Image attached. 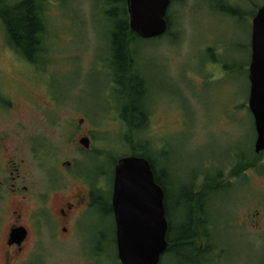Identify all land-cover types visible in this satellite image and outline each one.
Here are the masks:
<instances>
[{
    "label": "rangeland",
    "instance_id": "1",
    "mask_svg": "<svg viewBox=\"0 0 264 264\" xmlns=\"http://www.w3.org/2000/svg\"><path fill=\"white\" fill-rule=\"evenodd\" d=\"M261 6L264 0L170 4V38L145 40L134 48L136 69L150 86L148 123L135 132L140 144L126 140L127 125L108 81L114 22L102 12L101 0H45L44 52L33 63L10 47L0 21V144L7 149H0V171L11 155L24 160V172L38 175L43 171L32 158L46 154L42 166L48 172L87 174L99 178V189L109 192L115 162L132 146L146 147L169 184L175 235H187L183 227L190 187L201 183L195 173L208 166L206 174L213 177L241 157H253L256 133L248 109V77L252 19ZM84 130L92 137L91 153L77 148ZM258 161L253 162L257 175L249 172L253 177L246 185L237 175L205 203L204 218L211 222L214 240L211 261L219 246L226 250V264L264 261V241L250 227L251 219L248 228L236 227L246 215H264V160ZM230 175L232 171L224 181ZM221 221L228 223L223 233ZM81 228L85 233L79 241L53 246L47 264H120L115 232L102 210L92 209ZM179 252L164 254L162 264H188L179 256L188 259L189 252Z\"/></svg>",
    "mask_w": 264,
    "mask_h": 264
},
{
    "label": "flooded vegetation",
    "instance_id": "2",
    "mask_svg": "<svg viewBox=\"0 0 264 264\" xmlns=\"http://www.w3.org/2000/svg\"><path fill=\"white\" fill-rule=\"evenodd\" d=\"M110 73L111 76L108 81L112 84L115 93L117 90L115 86L117 77L113 76V70ZM145 82L147 96L144 95L145 108L143 114H148L150 86H148L146 79ZM148 119L149 115L140 123L137 121L132 125L127 124V129L130 130L135 127L142 130L147 126ZM82 124L83 119H80L79 126L81 127ZM80 127H76L78 132ZM83 139H88V148L81 145ZM76 141L79 151L92 152V137L89 130H84ZM254 145L252 146L253 157L251 159L244 160L241 157V159L229 165L225 173L219 171L216 176H209L206 174L209 169L208 166L204 167L202 174L195 173L193 178L201 175V183L193 182L190 187V194L197 197L199 204L197 209L199 216H196V221L191 222L190 233L193 235V240L190 242L192 243L190 249L192 251L190 254L188 253L189 258L187 259L192 262L190 264H214L212 262L226 264L224 259L226 250L223 246H219L217 255L216 253L213 254L217 259L212 261L209 259L210 252L213 250L212 241L214 240L211 237V222L207 218H202V216L204 217L203 211L205 203L212 193L228 186L230 180L236 178L237 175H239L238 177H244L245 185L253 177L249 172L257 175L256 167L258 164L256 166L253 162L260 161V159V162H262L264 151L259 154L255 153ZM5 146L6 144H0L1 151H4ZM6 150L5 148V152ZM32 161L38 162L43 172L38 175L24 172V160L21 159L17 162L11 155L5 156L0 171V225L3 223L2 228H0L1 264H47L53 246L61 248L69 241L80 240L85 233L81 228V224L84 218L91 214V210L96 207L102 210L112 223L115 232L116 256L118 258L116 223L112 208L114 171L110 190L104 192V188L99 189V178L89 177L87 174L74 177L61 171L57 173L48 172L47 166H42L43 163L46 164L47 162L46 154H43L42 157H34ZM66 164L67 166L71 165L65 163L63 166H66ZM229 171H232V175H230L229 181H224ZM75 180L80 182L79 185H76L78 187L70 185ZM211 181L214 183V187L211 186ZM197 186L201 188L196 190ZM256 218L258 220H255ZM259 218L260 214L258 212L250 215V217L246 215L245 220L242 223L239 221L236 227L238 226L237 228L242 230L248 228L247 224L251 219L250 227L261 236L258 239L264 241V223L261 224L264 215ZM227 224L226 221L220 222L221 226L219 228L222 233ZM195 250L198 253H195ZM162 257L159 264H162ZM256 264H264V261Z\"/></svg>",
    "mask_w": 264,
    "mask_h": 264
},
{
    "label": "water",
    "instance_id": "3",
    "mask_svg": "<svg viewBox=\"0 0 264 264\" xmlns=\"http://www.w3.org/2000/svg\"><path fill=\"white\" fill-rule=\"evenodd\" d=\"M171 0H126L129 28L143 40L164 36ZM248 109L256 133L254 151H264V6L252 19ZM81 145L89 147L88 139ZM165 193L155 182L150 162L120 158L114 167L112 208L120 264H159L168 249Z\"/></svg>",
    "mask_w": 264,
    "mask_h": 264
},
{
    "label": "trees",
    "instance_id": "4",
    "mask_svg": "<svg viewBox=\"0 0 264 264\" xmlns=\"http://www.w3.org/2000/svg\"><path fill=\"white\" fill-rule=\"evenodd\" d=\"M175 2L176 0H171V3ZM101 4L102 12L108 19L114 22V28L110 33L109 39L110 48L108 62L112 65V70L114 72L113 76L117 77L115 83L117 90L115 94L119 102L117 109L120 113V119L125 125H132L137 123V121L140 123L148 115L143 114V109L145 108L143 103L145 98L144 95L146 94L147 88L145 79L136 69L135 64L138 63V59L136 58L134 48L138 42H143L145 40L132 33L129 28L126 0H101ZM255 14L256 11L254 12V15ZM166 20L168 31L164 36L169 37V31L172 28L169 11L167 12ZM0 21L3 25L10 47L24 60L33 63L37 60V56L43 54V45L46 36L45 0H0ZM162 37L156 39L160 40ZM120 105H122L121 108ZM137 130L138 129L134 127L126 133V140L128 142L130 141V144H140L139 141L135 140V132ZM146 153V147L132 146L131 152L125 157L133 156L147 159L151 164L155 182L165 193L164 206L168 222L166 237L168 250L165 254L169 255L177 249L180 250L179 254H185L186 252L190 254L192 251V249H190L192 243L190 242L193 240V235L190 233L191 222L196 221V216H199V211L197 210L199 205L198 199L196 196L189 194V204L186 207L184 217L186 225L183 227V229L186 231L188 230L189 233L187 235L181 234L176 236L173 217L171 216L172 212H170L171 209L168 205L169 184L167 185L168 182L163 180L158 171L156 161L151 155ZM116 163L117 161L115 164ZM210 184L212 187L215 186L212 181ZM194 214H196L195 217H193ZM202 218L204 219L203 216ZM194 252L198 253L197 250ZM179 257L190 264L191 261H188L187 258L183 256Z\"/></svg>",
    "mask_w": 264,
    "mask_h": 264
}]
</instances>
